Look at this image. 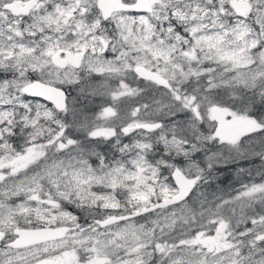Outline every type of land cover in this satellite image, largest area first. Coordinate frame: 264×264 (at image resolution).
<instances>
[{"label":"snow or ice","instance_id":"snow-or-ice-1","mask_svg":"<svg viewBox=\"0 0 264 264\" xmlns=\"http://www.w3.org/2000/svg\"><path fill=\"white\" fill-rule=\"evenodd\" d=\"M0 264H264V0H0Z\"/></svg>","mask_w":264,"mask_h":264},{"label":"trees","instance_id":"trees-1","mask_svg":"<svg viewBox=\"0 0 264 264\" xmlns=\"http://www.w3.org/2000/svg\"><path fill=\"white\" fill-rule=\"evenodd\" d=\"M99 102V100L97 101ZM259 160L254 159L250 161H243L240 166L243 167H258L259 166ZM237 180V177L235 175V172L233 169H224L223 170V176L221 177V184L220 186L225 189H230V186L234 185Z\"/></svg>","mask_w":264,"mask_h":264}]
</instances>
